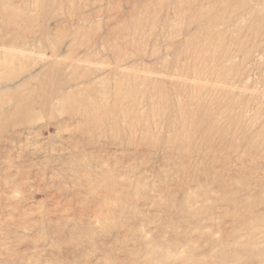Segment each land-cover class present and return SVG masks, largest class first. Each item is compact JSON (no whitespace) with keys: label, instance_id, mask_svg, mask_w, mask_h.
<instances>
[{"label":"rangeland","instance_id":"obj_1","mask_svg":"<svg viewBox=\"0 0 264 264\" xmlns=\"http://www.w3.org/2000/svg\"><path fill=\"white\" fill-rule=\"evenodd\" d=\"M258 3L0 0V264H264Z\"/></svg>","mask_w":264,"mask_h":264},{"label":"bare ground","instance_id":"obj_2","mask_svg":"<svg viewBox=\"0 0 264 264\" xmlns=\"http://www.w3.org/2000/svg\"><path fill=\"white\" fill-rule=\"evenodd\" d=\"M257 1H259V3H260V0H257ZM256 3H257V2H256ZM259 3H258V4H259Z\"/></svg>","mask_w":264,"mask_h":264}]
</instances>
